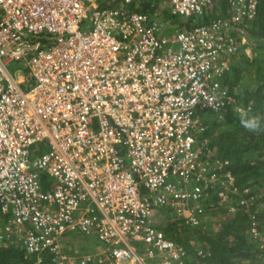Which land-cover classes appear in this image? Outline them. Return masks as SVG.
<instances>
[{"label": "built area", "instance_id": "built-area-1", "mask_svg": "<svg viewBox=\"0 0 264 264\" xmlns=\"http://www.w3.org/2000/svg\"><path fill=\"white\" fill-rule=\"evenodd\" d=\"M117 1L0 0V244L37 263L189 264L158 210L193 227L206 209L231 215L262 196L200 138V112L250 107L222 79L260 0H223L186 30L160 15L202 18L219 0H159L153 17L136 9L144 0ZM69 234L101 245L68 254Z\"/></svg>", "mask_w": 264, "mask_h": 264}, {"label": "trees", "instance_id": "trees-1", "mask_svg": "<svg viewBox=\"0 0 264 264\" xmlns=\"http://www.w3.org/2000/svg\"><path fill=\"white\" fill-rule=\"evenodd\" d=\"M117 3V0L97 2L99 7ZM223 5V0H219L211 14L202 18L184 19L167 12L160 18L169 21L172 27L186 30L195 23L208 21L209 16L218 15L215 10L222 14ZM158 8L159 0H144L136 9L153 17L159 14ZM240 28L241 32L236 33L239 51L233 56L222 83L240 102L249 104L254 114L264 115V0L259 1L255 17L244 21ZM200 118L205 125L200 138L207 140L212 157L228 160L237 183L257 187L262 196L248 210L237 209L231 215L224 206L206 209L201 223L193 227L162 208L158 212L163 214V220L157 225L168 238L186 248L189 264H264V133L247 132L231 109L215 114L211 120L205 112H200ZM42 148L38 145L39 152ZM252 215L260 224L256 238L250 232ZM41 257L37 263L36 255L27 254L18 243L0 244V264H56L49 252Z\"/></svg>", "mask_w": 264, "mask_h": 264}, {"label": "rangeland", "instance_id": "rangeland-1", "mask_svg": "<svg viewBox=\"0 0 264 264\" xmlns=\"http://www.w3.org/2000/svg\"><path fill=\"white\" fill-rule=\"evenodd\" d=\"M215 12H217V14L220 13L219 10L218 11L215 10ZM7 67L11 73L15 74L19 70L20 64L15 61L9 63ZM203 112H205V115L207 114L208 119L210 120L215 116V113L213 112L210 111H203ZM162 220H163V214L157 212L156 216L153 218V222L159 225L161 224ZM67 238L69 239V241L64 244L65 246L64 248L65 251L71 255H79L86 251H93L97 245H101L100 242L95 237L83 236L81 234H69L67 235Z\"/></svg>", "mask_w": 264, "mask_h": 264}, {"label": "clouds", "instance_id": "clouds-1", "mask_svg": "<svg viewBox=\"0 0 264 264\" xmlns=\"http://www.w3.org/2000/svg\"><path fill=\"white\" fill-rule=\"evenodd\" d=\"M196 101H193L195 103ZM206 106L213 111L219 112L223 101L218 97L205 98ZM240 126L249 133H264V115L254 114L250 107H238L236 109Z\"/></svg>", "mask_w": 264, "mask_h": 264}]
</instances>
